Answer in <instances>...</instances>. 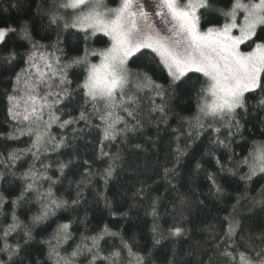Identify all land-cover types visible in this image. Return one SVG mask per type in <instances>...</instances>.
<instances>
[{"label": "snow or ice", "instance_id": "1", "mask_svg": "<svg viewBox=\"0 0 264 264\" xmlns=\"http://www.w3.org/2000/svg\"><path fill=\"white\" fill-rule=\"evenodd\" d=\"M113 3L115 7H109L105 0H44V4L38 5V14L47 18V23L41 25L45 32L53 27L63 31L75 29L84 34L85 42L98 33L108 38L106 47L96 50L85 46L82 55L66 59L60 36L57 35L51 44L41 43L33 36L32 20L23 19L15 26L0 25V74L11 73L8 77L11 87L4 90L10 105L7 111L12 120L26 124L27 133L25 128L19 127L16 132L35 137L30 148L9 153L10 161L17 160L24 151L38 159L50 142L53 150L65 146L63 138L57 141L49 134L54 122L67 127L79 121L88 122L95 116L103 125V140L112 141L121 134L126 136L142 127L137 115L140 92L148 91L159 97L161 103L153 100L149 114L158 112L166 118L165 97L177 86L189 82H193L194 88L196 84L199 86L195 88L196 113L186 118L191 129L188 136L195 132L198 137L202 130L211 129L217 134L213 142L224 144L219 138L221 128L216 124L226 128L229 135L233 129L240 131L237 117L241 113L247 114L249 109L246 94L264 93V38L260 42L254 39L258 29L264 33V0H113ZM13 36L26 45L23 51L12 42ZM249 41L252 42L248 45L249 50H242L241 46ZM144 50H150V54L146 55ZM141 56H145L146 66L166 72L170 78L167 88L157 84L149 71L133 72L130 69L129 61ZM89 57H96L98 62H91ZM73 69L77 70L75 81L69 78ZM195 74L200 75L193 81ZM77 97L81 98L85 108L78 118L61 121L57 112L62 113ZM87 106L91 107V113L86 111ZM255 107L264 110V96L257 99ZM125 117L134 121L131 127ZM8 138H16L15 133L9 134ZM177 153L178 158L186 154L179 146ZM102 154L108 155L103 151ZM110 159L112 163L103 173L106 183L116 171L121 157L116 154ZM242 163L248 168L244 179L250 181L254 176L264 174V142L255 144ZM71 164V159L59 164L61 176ZM84 164L87 172L88 161ZM51 167L43 164L41 171L31 166L22 173L23 185L15 199L8 201L0 193V213L5 204L12 205L11 212L3 213L10 217V223L0 226V253L4 254L0 264H31L24 250L34 239L32 226L46 223L57 210L69 206V201L57 197L53 190L58 180L46 175ZM175 171V168L165 169V174ZM4 179L0 173V182ZM209 179L220 193L222 189L215 179L211 176ZM42 182L48 183L44 190ZM141 191L143 189L137 194ZM31 195H35L39 209L25 224L17 210L28 203ZM245 199L253 207L264 206V193L259 198ZM78 203V198L71 201L72 205ZM157 206L158 202L154 200V217L158 215ZM225 219L227 229L216 240L207 260L201 256L200 264H212L214 258L223 264H264V230L257 234L243 229L235 209ZM71 227V221L60 223L51 237L43 241L48 248L47 259L53 264H81V261L84 264H97V261L103 264H153L151 250H137L135 241L129 243L122 236L119 246L110 247L104 255L101 242L105 237L120 236L107 225L93 236L82 237L71 251L65 250L62 254L63 245L72 239ZM152 233L154 249L161 244L162 232L158 224H153ZM14 234L21 235V240L9 243ZM184 234L186 229L180 226L168 230L172 237ZM166 264H179L175 251Z\"/></svg>", "mask_w": 264, "mask_h": 264}, {"label": "trees", "instance_id": "2", "mask_svg": "<svg viewBox=\"0 0 264 264\" xmlns=\"http://www.w3.org/2000/svg\"><path fill=\"white\" fill-rule=\"evenodd\" d=\"M109 5L115 7L113 0H107ZM50 2V0H49ZM44 0H0V25H16L23 19L33 22V36L43 44L56 41L57 35L63 41L61 47L65 52V59L70 56L82 55L85 46L89 49H102L107 46L108 38L102 33L85 42L84 34L75 29L63 31L51 28L47 32L41 29L47 23V18L38 14V5ZM13 5H16L13 7ZM264 38V33L257 32V42ZM18 50L23 51L26 45L12 37ZM247 42L244 46L249 50ZM51 51V49H49ZM150 54V50H144ZM153 57L155 54H151ZM97 61L96 57H89ZM135 61V62H133ZM154 62V61H153ZM133 72L149 71L153 80L165 88L168 87L170 78L166 72L159 68L146 66L145 56L129 61ZM19 71V68L16 69ZM77 72L73 69L69 78L75 81ZM10 72L0 74V173L5 176L0 182V193L8 200L15 199L20 192L23 180L21 174L35 166L43 171V164L52 165L46 175L52 176L58 183L54 186L56 196L69 201V206L57 210L56 215L46 223L32 226L34 239L25 247V254L31 264H53L47 259L48 248L43 243L50 238L60 223L72 222V239L63 245L64 251H71L81 238L93 236L100 232L106 225L120 234L116 237H105L101 242L104 255L112 246H119L120 237L132 243L135 249L141 251L151 250L153 264H166L173 251L177 254L179 264H200L201 256L207 260L212 254L216 240L227 229L225 218L230 217L235 209L236 217L241 221L245 230L259 233L264 230V206L253 207L245 198H259L264 193V174L254 176L250 181L244 179L248 168L242 163L257 143L264 142V110L255 107L257 99L264 93H248V113H241L237 119L240 121V131L232 130V134L220 124L219 138L224 144L213 141L217 134L211 129L202 130L201 135L188 136L191 131L186 122L196 113V90L193 82L179 85L175 91L166 96L168 107L167 117L160 113L149 114L151 102L161 103L159 97L148 91L140 92V108L137 112L142 124L134 132L126 136L121 134L115 140H103L100 120L93 116L88 122L79 121L67 127H60L54 122L49 134L57 141L65 140V146L53 150L51 142L47 150H42L39 158L32 153L24 151L17 160L10 161L11 152H20L31 147L34 136L20 135L17 127H27L24 122L12 120L8 114V101L4 90L11 87L8 77ZM200 74H195L193 81ZM74 86V85H73ZM63 108V106H61ZM83 101L77 97L60 115L61 121L70 117H79L83 110ZM86 111L91 113V107ZM121 115H124L121 113ZM129 126L134 123L130 118ZM15 133L16 138H8ZM195 137V138H193ZM139 145L140 147H136ZM184 149L186 154L179 156L177 147ZM107 153L108 155H103ZM119 154L121 157L116 171L108 179L104 178V170L112 163L110 156ZM72 160L69 168L60 175L59 164ZM217 160L219 163H217ZM84 161H88L86 166ZM199 164V167H197ZM222 166V167H221ZM175 168L173 174H165V169ZM213 177L222 191L217 193L209 177ZM48 187L47 182H42V190ZM143 191L138 193V190ZM79 194V196H78ZM79 203L72 205L73 199ZM158 202L157 213L152 215L153 201ZM107 201V203H106ZM239 201V202H238ZM39 209L35 195H31L28 203L23 204L17 215L25 223H29L31 215ZM12 210L11 203L5 204L3 213ZM0 213V226L10 223V217ZM158 224L162 236L161 244L153 249V224ZM173 226L186 229V234L179 237L168 235V230ZM21 240V235L14 234L9 238V243ZM2 246V245H0ZM243 250V249H241ZM4 254L0 253V258ZM81 264H84L81 261ZM97 264H103L97 261ZM212 264H223L214 258Z\"/></svg>", "mask_w": 264, "mask_h": 264}, {"label": "rangeland", "instance_id": "3", "mask_svg": "<svg viewBox=\"0 0 264 264\" xmlns=\"http://www.w3.org/2000/svg\"><path fill=\"white\" fill-rule=\"evenodd\" d=\"M105 3H106L109 7H112V6L109 5V3H108L107 0H105ZM156 27L159 28L160 25H156ZM161 35H164V33H161ZM244 46H245V45H242V46H241L242 50H246V49L244 48ZM91 62H94V63H95V62H98V60H97V61H91Z\"/></svg>", "mask_w": 264, "mask_h": 264}]
</instances>
